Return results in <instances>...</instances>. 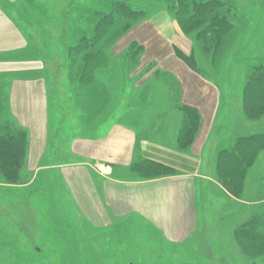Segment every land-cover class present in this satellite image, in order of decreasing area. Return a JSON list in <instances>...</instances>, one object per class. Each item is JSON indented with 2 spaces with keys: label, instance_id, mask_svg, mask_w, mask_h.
Segmentation results:
<instances>
[{
  "label": "rangeland",
  "instance_id": "obj_1",
  "mask_svg": "<svg viewBox=\"0 0 264 264\" xmlns=\"http://www.w3.org/2000/svg\"><path fill=\"white\" fill-rule=\"evenodd\" d=\"M115 1L16 0L8 8L10 13H15L11 14L12 17L18 20L23 9H32L30 18L34 16L37 20L51 24V30L43 32L47 47L39 49L44 59L36 60L44 72L48 93L52 133L50 141L53 143L52 148L61 147L62 151L53 157L45 156L30 162L26 159L24 142L20 145L23 140L18 138L16 148L22 156L18 175L12 181L0 172V264H264V234L260 231L256 234L257 229L256 238L245 240L238 232L245 218L264 214V147L246 170L244 185L240 190L233 191L224 183L227 175L220 171L218 164L220 153L225 147L216 145L223 137L238 135L239 138L240 135L256 134V131L264 134V112L258 116V112L246 106L244 96L252 70L264 65V0H225L235 27L216 50L197 42V32L186 36L193 44L189 53L192 57L181 59L185 65L189 63L192 69L205 77L195 82L204 84L202 92L209 93L201 97L210 99L212 90L221 93L217 120L205 137L201 158L198 157L201 163L199 171L206 176L207 207L205 209L202 202L203 211L199 210L201 228L197 234L181 243H172L167 239L169 235L164 224L158 225L145 216L117 217L109 207L105 211L102 208L106 204L102 185L94 171L85 181L81 179V183H86L85 189L86 185L95 184L98 189L95 192L97 204L95 206L90 200V206L88 202L82 208L74 191H69L62 169H35L44 163L50 165L79 161L69 155L68 143L75 136H83L88 132L85 126L87 116L98 122L102 119L101 111H106L105 114L109 115L106 121H114L117 109L123 104L129 106L131 111L135 110V120L138 116L137 130L142 134V131H149L147 125L152 126L154 123L155 114L148 109L162 102L176 108L181 98V81L176 76L177 72L175 74L165 64L159 69V65L155 64L150 72H144L140 62L147 51L144 53V49L138 47L134 49L135 54L131 55L130 44L139 39L127 34L125 41L117 45L116 41L122 37L117 30L109 33L101 42L102 62L93 73L94 85L90 87L93 89L89 90L86 86L81 87L83 91L77 89L80 71L76 69L74 73L67 68V50L77 44L83 33L88 36L93 33L99 19L97 11L110 12ZM118 1H125L135 9L143 10L146 15L144 21L151 19L155 10L162 12L169 8L170 2H176ZM18 25L21 27L20 21ZM177 25H181L178 20ZM181 30L176 38L183 42L186 34L183 28ZM48 33L53 35L54 41L52 36H47ZM155 48L153 46V51L150 50L152 55L163 59ZM180 48L175 47L178 55L182 51ZM183 54L187 55L185 52ZM156 70L160 74L151 76V72ZM100 84L108 95L102 94L98 87ZM5 86L8 90L9 79ZM177 111L163 118L166 126L159 128V131L153 128L147 134L150 137L143 138L170 139L173 145L177 141L179 146L173 147L181 153L183 151L189 160L173 163H167L166 160L164 164L149 159L136 161L134 171L126 173L129 179H159L196 169L198 159L191 150L196 139L186 146L189 139L186 113ZM198 116L200 132L204 120L200 112ZM170 126L172 135L169 134ZM15 131L20 137L21 131ZM181 139L182 146L179 144ZM158 163L171 170L157 169L161 168ZM162 172L168 174L158 175ZM81 189L83 191L82 186ZM101 201L104 204L102 207ZM105 212L111 215V222ZM204 218L208 226L206 229L203 228Z\"/></svg>",
  "mask_w": 264,
  "mask_h": 264
},
{
  "label": "crops",
  "instance_id": "obj_2",
  "mask_svg": "<svg viewBox=\"0 0 264 264\" xmlns=\"http://www.w3.org/2000/svg\"><path fill=\"white\" fill-rule=\"evenodd\" d=\"M15 1L0 0V79L2 81L0 82V134L4 135L7 131L18 134V131L15 130L21 131V133L19 132L20 140H23L21 145L24 142L26 159L31 162L33 159L45 156L48 158L52 155L53 157L62 151L61 147L52 148L48 93L44 72L36 60L44 59L43 54H39V49L47 47L44 44L46 35L43 32H47V29L51 30V24L48 21L37 20L33 18L34 16L30 18L33 13L32 9H23L19 14L20 20L13 18L12 15L15 13H10L8 8ZM101 13L105 12L97 11L99 17L103 15ZM19 21L21 27L18 25ZM180 26L177 25V17L170 8H166L162 12L155 10L151 19L138 23L129 32L122 35L116 43L118 42V45L120 42H124L127 34H129L128 36L133 35L139 41L134 40L130 45L139 44L144 49V53L147 51V54L142 58L143 61L140 62L144 66V72H150L155 64L159 65L157 69L165 64L169 65V69L173 70L175 74L177 72L176 76L181 81V98L176 108L164 105L163 102L152 106L148 110L155 114L154 123L152 126L147 125V129L150 131L155 128L159 131V128L166 126L163 123V118L172 115L176 109L179 110L176 113L182 112L183 105L199 111L203 116L204 125L201 126L191 148L198 159L195 170L181 171L178 174L159 179L141 180L143 177L129 179V174L126 173L134 171L136 161L141 162L149 159L164 164L166 160L167 163H173L189 159L182 150L181 153L173 147L178 145L177 141L173 145L170 139L143 138L150 137L147 136L149 131H142V134L138 132L136 125L138 116L135 120V110L131 111L129 106L123 104L120 109H117L118 114L114 121H106L109 119V115L105 114L106 111H101L100 119H102L98 122H95L92 117H86L85 126L90 133L75 136L68 143L70 145L69 155L81 162L70 161L50 165L44 163L35 167L36 170L46 169V167L62 169L69 191L72 193L74 191L75 198L82 208L86 207L88 202L90 206V200L95 203V206L97 204L95 192L98 189L95 184H90V189L86 185L85 189L86 183H81V179L85 181L94 171L102 185L106 204L104 205L101 201V207L104 205L102 207L104 210L109 207L117 217L120 215L145 216L158 225L164 224L167 227L166 233L169 235L167 239L172 243H181L190 239L201 228L199 210L203 211L202 202L206 209L207 196L205 191L206 176L199 171L201 163L198 157L201 158L205 137L214 125V121L217 120L221 99L220 91L213 90L210 99L206 100L201 97L209 93L202 92L204 84L195 82L200 78L205 79V77L199 71L192 69L189 64L185 65L175 49V47H181L180 49L187 55L193 49V44L189 37L186 38V35L183 37V42L177 40V33L182 31V26ZM83 35L87 34L83 33ZM47 36L50 38L52 36L54 41L53 35L48 33ZM153 46L156 47V51L162 55L163 59L152 55ZM159 74L160 72L157 70L151 72V76ZM7 79L10 81L8 90L5 88ZM87 87L89 90L93 89ZM98 87L101 88L103 95H108L101 84ZM171 133L172 127L170 126L169 134L172 135ZM256 133L259 132L256 131ZM237 138L238 135L223 137L217 141L216 145L219 144V146L225 147L224 149H229L233 147ZM136 148L139 151L136 152ZM257 160L259 159L257 158ZM115 174L116 176H114ZM197 198L200 206H197ZM101 214L103 215V213ZM105 215L110 218L111 222V215L106 212ZM248 217L244 219V222ZM203 221L205 225L203 228H208L205 218ZM262 232L264 233L263 230Z\"/></svg>",
  "mask_w": 264,
  "mask_h": 264
},
{
  "label": "trees",
  "instance_id": "obj_3",
  "mask_svg": "<svg viewBox=\"0 0 264 264\" xmlns=\"http://www.w3.org/2000/svg\"><path fill=\"white\" fill-rule=\"evenodd\" d=\"M176 1V2H175ZM174 4L170 2L169 8L174 11L177 20L180 21L186 36L198 33V41L200 44L210 48H218L223 44V39L230 35L234 29V23L230 19L231 12L226 7L225 0H175ZM98 22L94 27L91 35H83L75 44L68 48L67 68L73 70L74 73L80 71L78 79V88L81 91L83 86H93V73L102 62L101 42L107 35L114 31H119L122 35L129 32L134 26L140 23L145 15L143 10H137L125 1H115L112 3L110 12L101 13ZM197 32V33H196ZM208 45V46H207ZM139 44H132L130 54H135ZM179 56L188 59L187 56L180 51ZM133 60V59H131ZM189 64V63H188ZM77 69V70H76ZM88 84V85H87ZM246 106L258 112V116L264 112V65L254 67L249 76L244 92ZM182 111L186 113L185 121L187 123L188 141L197 138L200 128V118L198 111L187 105L182 106ZM197 111V112H196ZM18 134L7 131L6 134H0V172H2L9 180H15L18 170L21 167L22 156L17 152L19 143ZM193 138V139H192ZM182 139L179 144L182 146ZM189 142V143H188ZM21 145V142H20ZM185 146V145H184ZM264 147V134L256 133L249 136H241L237 138L232 148L224 149L220 153L218 160L219 168L222 173H226L227 177L224 183L231 190L236 191L244 185L245 173L249 165L255 161L256 154ZM153 165V163H148ZM157 169L170 171L168 167L162 164ZM168 172L159 173L165 175ZM237 185V186H236ZM240 190V189H239ZM238 190V191H239ZM258 229V231H257ZM264 230V214L261 216L254 215L247 219L239 228L238 232L241 238L245 240L256 238V234ZM243 241V240H242ZM251 241V240H250Z\"/></svg>",
  "mask_w": 264,
  "mask_h": 264
}]
</instances>
